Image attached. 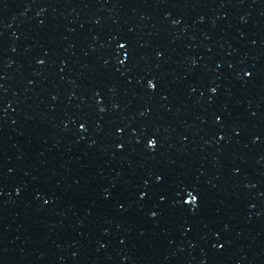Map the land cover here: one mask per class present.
<instances>
[{"label":"snow or ice","instance_id":"snow-or-ice-1","mask_svg":"<svg viewBox=\"0 0 264 264\" xmlns=\"http://www.w3.org/2000/svg\"><path fill=\"white\" fill-rule=\"evenodd\" d=\"M193 200H195V197H193Z\"/></svg>","mask_w":264,"mask_h":264}]
</instances>
